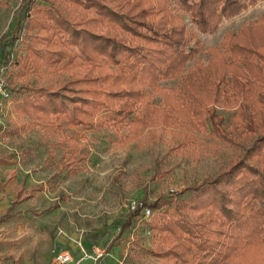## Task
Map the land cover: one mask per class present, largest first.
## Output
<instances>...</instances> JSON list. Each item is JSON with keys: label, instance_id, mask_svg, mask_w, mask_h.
I'll use <instances>...</instances> for the list:
<instances>
[{"label": "trees", "instance_id": "obj_1", "mask_svg": "<svg viewBox=\"0 0 264 264\" xmlns=\"http://www.w3.org/2000/svg\"><path fill=\"white\" fill-rule=\"evenodd\" d=\"M61 1L69 6L67 10L56 0H22L10 36L1 37L0 70L13 60L23 70L40 76L55 71L56 65L68 58L67 65L78 66L83 76L67 83L84 87L48 90L23 86L19 92L27 88L32 93L17 107L20 116L48 127L60 128L58 122L63 119L74 129L95 130L107 125L125 128L123 141L138 139L145 128L164 119L170 130L179 127L170 131L172 136L190 144L192 131L205 129L208 120L214 133L227 135L213 105L226 104L232 96L243 99L238 115L229 124L233 132L240 126L259 135L244 156L233 158L228 171L193 188L187 198L152 202L143 198L141 206L128 211L112 240L136 219L156 240V248L148 250L157 260L154 264H264V47L253 40H241L249 25L208 48L211 57L207 64L195 62L181 88L166 89L159 83L180 77L202 49L200 39L191 31L188 34L166 2L158 1L154 6L152 0ZM261 1L179 0V5L199 33L212 34L224 20ZM70 6L73 10L68 9ZM22 31L33 39L25 44L23 56L11 58L13 44L22 39ZM60 43L75 47L77 54L56 50ZM76 58L78 63H74ZM157 95L163 98L161 107L152 102ZM23 127L13 132L28 130V126ZM78 145L70 139L71 154L61 168L74 169L86 157ZM0 162L9 164L3 158ZM23 186L16 191L4 217L16 203L42 190L39 184L23 196ZM170 204L175 218L170 216ZM143 207L150 209L148 219L143 218Z\"/></svg>", "mask_w": 264, "mask_h": 264}, {"label": "rangeland", "instance_id": "obj_2", "mask_svg": "<svg viewBox=\"0 0 264 264\" xmlns=\"http://www.w3.org/2000/svg\"><path fill=\"white\" fill-rule=\"evenodd\" d=\"M56 1L64 10L69 7L61 0ZM158 1L166 2L178 23L184 24L188 34L194 33L202 44V49L186 64L182 75L161 81L160 87L181 88L187 70L195 62L207 64L211 56L206 50L218 46L225 37L237 33L243 26L249 25L247 32L241 34V40L245 43L253 40L259 47H264V19H261L264 1L224 20L212 34L196 30L188 13L181 9L179 0H152L154 6ZM21 2L0 0V47L4 43L1 37L10 36L13 30ZM68 9L73 10V7ZM31 15L36 16V13L32 11ZM99 29L105 31V28ZM26 34L22 31V39L14 42L11 58L23 56L25 44L33 39ZM193 42L191 39V46ZM55 48L77 54L75 47L62 43ZM79 61L76 58L74 63ZM67 62L68 58L62 59L55 71H45L40 76L33 75L31 70H23L13 60L2 70L10 100L5 110V128L0 129V158L9 162L8 165L0 162V205L4 207L13 200L23 179L24 194L29 188L42 185L41 191H35L32 197L18 203L13 211L20 213L12 222V226L20 230L17 246L33 249L35 260L49 258L53 264L55 254L62 250L78 259L82 254L81 247L90 253L95 245L105 248V256L95 264H154L157 260L150 257L148 250L156 248V240L139 220H133L130 228L112 240L130 206L143 198L150 202L158 198L166 201L187 198L193 188L204 186L228 171L233 166V158L244 156L259 135L240 126L233 132L229 124L232 117L238 115L243 99L235 100L232 96L226 104L213 105L227 135L222 131L214 133L208 120L205 129L191 130L194 136L190 144L172 136L170 131L179 127L170 130L171 126H166L164 119L145 128L138 139L123 141L125 128L118 130L107 125L95 130L74 129L68 128L63 119L58 122L60 128L48 127L20 116L17 107L32 93V89L27 91L29 87L42 86L48 90H57L61 86L84 87L67 83L83 76L78 66L70 67ZM23 86L26 90L19 92ZM162 100V96L157 95L152 102L161 107ZM100 115H103L102 111ZM20 125L28 126V130L13 132ZM70 139L78 142V150L86 157L74 169L61 168L71 154ZM169 209L170 216L175 218L171 204ZM29 230H33L32 236ZM111 244L113 247L110 248Z\"/></svg>", "mask_w": 264, "mask_h": 264}, {"label": "crops", "instance_id": "obj_3", "mask_svg": "<svg viewBox=\"0 0 264 264\" xmlns=\"http://www.w3.org/2000/svg\"><path fill=\"white\" fill-rule=\"evenodd\" d=\"M24 181L25 180L23 179L20 185H25ZM19 188L15 190L13 200L10 203L6 204L4 207L0 205V262L3 264H53L52 260L49 258L46 259L42 257L41 259L38 257V259L36 258L37 260H35V253L33 254V249H21L17 246V237L19 235L20 230H18L15 226H12V222L14 217H16V215H19L20 213L17 214L13 211L17 207L18 203L27 200L30 197L16 203V207L10 212V215L8 217H4L7 213L9 206L14 202L15 193ZM24 195L26 194H24L23 191V196ZM29 234H31L30 236H32L33 230H29ZM71 255L72 257L74 256V254ZM77 264H95V262L91 259L85 258Z\"/></svg>", "mask_w": 264, "mask_h": 264}, {"label": "built area", "instance_id": "obj_4", "mask_svg": "<svg viewBox=\"0 0 264 264\" xmlns=\"http://www.w3.org/2000/svg\"><path fill=\"white\" fill-rule=\"evenodd\" d=\"M3 69L0 70V129L5 128V110L9 104L10 100V90L7 85V81L3 75ZM141 206V202L137 204H132L129 210H134L136 206ZM143 218L148 219L151 216L150 209L148 207H143ZM81 256L78 259H74L69 251L62 250L55 254L53 261L54 264H77L81 260L87 258L91 259L94 262L97 260H101L105 256V248L99 247L97 245L92 247V251L90 253H86L84 249L81 247ZM0 264H3L0 262Z\"/></svg>", "mask_w": 264, "mask_h": 264}]
</instances>
